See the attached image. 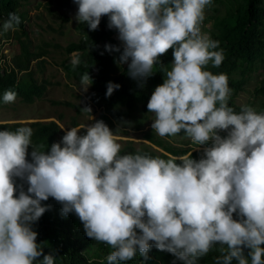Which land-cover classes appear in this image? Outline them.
Returning <instances> with one entry per match:
<instances>
[{
	"label": "clouds",
	"instance_id": "9594fccd",
	"mask_svg": "<svg viewBox=\"0 0 264 264\" xmlns=\"http://www.w3.org/2000/svg\"><path fill=\"white\" fill-rule=\"evenodd\" d=\"M74 3V19L90 31L98 30L102 16L108 17L123 50L106 44L105 51L121 53L117 62L128 64L131 78L145 80L157 64L164 70V82L147 104L154 114L152 129L160 137L183 130L193 143L211 141V146L199 161L192 152L167 160L120 155L115 134L95 121L68 129L46 152L31 145V127L0 131V264H54L55 256L44 254L32 230L49 210L41 203L49 197L62 205V215L76 214L88 238L113 249L108 264L133 260L137 253L147 259L150 242L182 264H197L214 245L221 246L215 264H249V258L251 264H264V113L247 105L235 112L228 106V77L204 70L209 62L219 67L224 60L223 50H215L219 41L200 28L212 0ZM20 23L10 13L0 35ZM170 49L173 62L165 67L159 57ZM73 56L74 69L79 58ZM91 83L85 72L81 89ZM119 88L109 82L106 96ZM16 98L15 91L7 90L2 100ZM82 130L85 134L79 135ZM219 131L227 135L221 137ZM29 146L31 162L26 158ZM14 178L27 183V192Z\"/></svg>",
	"mask_w": 264,
	"mask_h": 264
},
{
	"label": "trees",
	"instance_id": "16d2710c",
	"mask_svg": "<svg viewBox=\"0 0 264 264\" xmlns=\"http://www.w3.org/2000/svg\"><path fill=\"white\" fill-rule=\"evenodd\" d=\"M260 2L261 0H245L235 10H230L226 18L216 22L219 33L214 35L212 40L219 41V48L215 50H223L224 60L219 67H213L209 62L204 69L214 75L225 74L228 77V86L231 89L228 106L237 113L241 111V108L231 101V96L235 95L238 90L237 83L231 79L232 75L238 70L241 63L251 66L264 57V28L260 27L263 24L264 9L260 7ZM19 6V0H0V15L7 19L10 13H15L21 18V23L13 33L14 39L19 45L18 53L12 59L13 67L8 71L5 66H0V106L5 104L2 97L7 90L15 91L17 98L22 102L33 104L45 95L50 85L45 80L39 82L36 77L38 72L45 71V58L49 54L47 50L49 45L32 48L31 39L25 29L27 14L19 12ZM108 23V17L102 16L96 31H90L86 23H80V40L63 49L68 56L76 53L79 64L73 69L71 61L65 60L61 66L68 79H75L79 83L81 76L88 72L94 92L92 100L97 107L103 109L95 121H103L114 134L121 132L118 128L143 130L147 126L146 122H148L150 113L147 104L155 88L163 84L164 70L157 64L153 67L152 75L145 80L133 79L128 73V67L124 68L117 62L120 52H111L110 55L102 54L98 47L102 41L109 40L110 45L118 47L112 41L113 36L118 32L115 29H109ZM10 35L11 30L2 36L8 39ZM119 48L122 52L123 48ZM172 52L173 50L170 49L159 57L163 66L167 67L173 60ZM95 71H98V75L93 77ZM109 82L120 85V88L114 90L110 97L106 96ZM259 92L264 96V85ZM257 113H264V103ZM136 114L140 115V119L136 118ZM127 118H135V121L130 119L126 122ZM79 125L81 124L74 122L72 127H79ZM21 126L33 129L31 145L33 147L40 146L38 147L40 151H50L51 145L59 143L65 135V132L55 121H37L27 124L0 123V131H15ZM84 134V130L79 133V135ZM142 139L144 142L139 145H135L133 141H126L121 146L119 154H141L167 160L170 156H181L192 152V158L199 161L203 157L204 150L211 146V141L205 145L195 144V146L203 148L193 151V148L188 147L189 143L186 140L189 138L186 137L183 130L175 136L160 137L152 128H149L143 133ZM32 150V147L29 146L26 157L28 162H31ZM177 163L180 162L177 161ZM14 180L18 186L23 185L24 191L27 192L26 182L19 178H14ZM41 203L42 206H48L49 210L32 224V230L38 233L36 243L43 249L44 254L51 253L55 256L54 264H108L106 258L113 249L102 242L88 238L82 222L74 212L67 216L62 215V205L52 197ZM233 219L239 220L240 217L234 213ZM137 232L139 234V230ZM150 245L147 259L137 253L133 260L117 261L116 264H173V261L175 264H182L172 254L159 251L152 242ZM220 247V245H214L206 255L198 259L197 264H215L216 258L220 256ZM243 251L247 257L250 250L245 248ZM39 259L42 260L43 257ZM34 264H40L39 260ZM233 264H237V262L234 260ZM249 264H251L250 258Z\"/></svg>",
	"mask_w": 264,
	"mask_h": 264
},
{
	"label": "rangeland",
	"instance_id": "374dc122",
	"mask_svg": "<svg viewBox=\"0 0 264 264\" xmlns=\"http://www.w3.org/2000/svg\"><path fill=\"white\" fill-rule=\"evenodd\" d=\"M19 1V12L27 14L25 29L31 39L32 48L49 45L47 47L49 54L45 58V71L38 72L36 77L39 82L45 80L50 85L45 95L33 104H26L16 98L12 103L1 105L0 123L27 124L37 121H55L65 133L72 128L74 122L84 126L93 124L103 109L97 107L92 100L94 93L92 83L86 91L81 89L78 81L66 77L61 66L63 61H72L75 58L73 54L66 55L63 49L71 43H77L81 38L80 23L78 24L74 19L78 12L77 4L74 3V0ZM244 2L245 0H212L211 6L205 7L204 20L200 24L201 32L213 39V36L219 33L216 22L226 18L230 10H235L239 4ZM260 7L264 9V0H261ZM5 20L6 17L0 15V26ZM260 27L264 28V19ZM13 33L14 31H11L8 39L0 35V54L11 61L19 51V45L14 39ZM118 35L113 36L112 41L118 47L123 48V43L118 39ZM106 44L110 45V41H102L98 47L103 54L110 55V52L105 51ZM172 62L173 60L169 65ZM121 65L124 68L128 67V64ZM96 75H98V71H95L93 77ZM231 79L237 83L236 87L238 88L237 93L231 96L232 103L241 109L245 105L250 106L257 112L264 103V96L259 92L264 85V57L251 66L241 63ZM85 107L90 108L91 112L81 111ZM136 118L140 119V115L136 114ZM130 119L135 121V118H127L126 122ZM153 119L154 114L149 113L147 126L143 130L118 128L121 132L115 133L117 143L121 146L126 141H133L135 145L143 143V133L152 128ZM218 134L224 137L227 132L220 131ZM186 142L189 143L188 147L193 148V151L203 148L195 146L190 138Z\"/></svg>",
	"mask_w": 264,
	"mask_h": 264
},
{
	"label": "built area",
	"instance_id": "2783aa9c",
	"mask_svg": "<svg viewBox=\"0 0 264 264\" xmlns=\"http://www.w3.org/2000/svg\"><path fill=\"white\" fill-rule=\"evenodd\" d=\"M0 66H5L8 71H10L11 68L13 67L12 61L9 59H6V57L1 54H0Z\"/></svg>",
	"mask_w": 264,
	"mask_h": 264
}]
</instances>
